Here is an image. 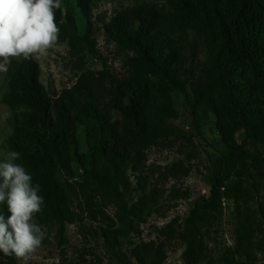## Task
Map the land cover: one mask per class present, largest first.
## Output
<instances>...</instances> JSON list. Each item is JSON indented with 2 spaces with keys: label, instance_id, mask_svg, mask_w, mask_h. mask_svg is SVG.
Returning a JSON list of instances; mask_svg holds the SVG:
<instances>
[{
  "label": "rangeland",
  "instance_id": "obj_1",
  "mask_svg": "<svg viewBox=\"0 0 264 264\" xmlns=\"http://www.w3.org/2000/svg\"><path fill=\"white\" fill-rule=\"evenodd\" d=\"M137 3L155 6L163 24L177 12L167 0H96L91 40L95 52H87L84 62L59 41L46 56L32 57L40 65L42 84L56 97L87 74L81 85L92 97L91 106L117 123L120 138L114 144L125 153L126 177L120 189L122 196L104 195L94 171L100 169L101 158L94 147H85L84 163L73 164L71 175L60 176L73 221L62 225L44 210L37 213L34 220L46 230V236L27 264H186V234L200 246V264H237V260L264 264V143L248 147L250 159L245 164L232 163L215 129V117L201 105L205 94H216L215 86L208 89L192 77L186 91H172L180 113L173 120L176 134L144 146L130 134L135 129L134 122L114 107L113 78L140 82L137 99L145 107L161 101L159 81L141 78L139 53L113 45L104 35L117 12ZM80 26L84 31L85 23L81 21ZM173 28L174 41L187 36L183 29ZM98 55L100 60L96 61ZM205 58L203 53L202 63ZM242 76L252 80L253 70L246 68ZM6 77L7 72H0V160L8 151H14L9 138L22 116L31 113L25 106L11 108L3 102ZM262 89L264 85L260 83L256 93ZM247 96V89L240 88L236 102ZM237 139L236 143L248 142L244 133ZM236 143L232 146L241 153ZM16 162L29 171L22 155ZM219 180L222 184L217 199L222 214L213 219L203 211L202 204L211 199ZM0 264L22 261L0 258Z\"/></svg>",
  "mask_w": 264,
  "mask_h": 264
},
{
  "label": "trees",
  "instance_id": "obj_2",
  "mask_svg": "<svg viewBox=\"0 0 264 264\" xmlns=\"http://www.w3.org/2000/svg\"><path fill=\"white\" fill-rule=\"evenodd\" d=\"M167 1L177 11L170 15L167 24H163L155 6L137 3L117 12L108 25L106 40L137 51L141 78L154 77L162 88L160 103L145 107L137 99L140 82L113 78L114 107L134 122L135 129L130 134L144 146L176 134L173 120L180 113L172 91H186L192 77L208 89L215 86L216 94H205L201 105L215 117V129L227 149L226 155L232 163L245 164L250 159L248 147L264 143V89L256 93L259 84L264 85V0ZM95 2L61 0L67 10L64 23H60L61 13L56 11L58 41L67 45L73 56H81L82 62L87 52H95L91 43ZM81 21L85 23L84 31ZM174 26L183 29L187 36L174 41ZM203 53L206 58L202 63ZM96 57L100 60L99 55ZM246 68L253 70L252 80H244L242 73ZM85 76L86 73L77 85L63 88L56 97L42 84L40 65L34 58L12 59L3 87L5 104L11 108L25 106L31 111L22 116L9 145L27 161L32 183L41 186L44 212L62 225L71 223L73 215L66 204L60 176L71 175L73 164L84 163L85 147H94L101 158L100 169L94 171L104 195L122 196L120 189L125 186V153L114 144L120 138L117 123L91 106L92 97L81 85ZM242 87L247 89L248 96L236 102V91ZM243 133L247 144L236 143ZM235 143L241 153L235 151ZM236 172L242 174L241 170ZM219 184L220 180L212 189L211 199L202 204L203 211L213 219L222 214L217 199ZM0 214L9 215L6 204H0ZM192 226L195 231L198 229L196 219ZM185 240L186 264H200L197 241L190 234H186ZM0 258L16 260L3 253ZM236 263L244 264L241 260Z\"/></svg>",
  "mask_w": 264,
  "mask_h": 264
},
{
  "label": "clouds",
  "instance_id": "obj_3",
  "mask_svg": "<svg viewBox=\"0 0 264 264\" xmlns=\"http://www.w3.org/2000/svg\"><path fill=\"white\" fill-rule=\"evenodd\" d=\"M57 10L64 23L67 10L61 0H0V72L8 71L11 58L48 54L59 39ZM19 159V152L8 151L0 160V204H6L9 213L0 214V253L27 264L46 236L34 220L45 201L39 195L41 186L32 183Z\"/></svg>",
  "mask_w": 264,
  "mask_h": 264
},
{
  "label": "built area",
  "instance_id": "obj_4",
  "mask_svg": "<svg viewBox=\"0 0 264 264\" xmlns=\"http://www.w3.org/2000/svg\"><path fill=\"white\" fill-rule=\"evenodd\" d=\"M113 44H114V43H113ZM95 60H96V61H99V59H98V58H96Z\"/></svg>",
  "mask_w": 264,
  "mask_h": 264
}]
</instances>
